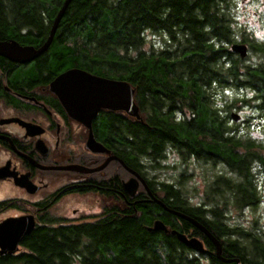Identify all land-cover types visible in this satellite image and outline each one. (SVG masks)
I'll use <instances>...</instances> for the list:
<instances>
[{
	"label": "trees",
	"instance_id": "obj_1",
	"mask_svg": "<svg viewBox=\"0 0 264 264\" xmlns=\"http://www.w3.org/2000/svg\"><path fill=\"white\" fill-rule=\"evenodd\" d=\"M64 1L0 0V41L40 47ZM231 4V0H70L50 46L26 75L27 81L38 80L43 71L78 66L125 81L131 88L136 85L140 121L122 114L120 123L101 122V131L111 136L107 138L120 142L116 147L127 168L140 169L148 162L154 170L172 149L181 151L185 163L190 162L189 150L237 157L235 148L210 140L205 129L210 114L203 105L204 88L213 75L219 86L233 90L243 88L246 81L251 87L264 86V43L237 29ZM237 34L241 39H236ZM155 35L162 39L163 48L145 52L148 36ZM238 43L249 45L257 60L249 62L248 56L241 58L233 52L231 45ZM0 61L5 60L0 57ZM184 103L198 115L194 126L177 123L170 116ZM160 184L166 207L208 229L220 242L223 256H240L241 264H264V241L226 223L225 203H212L217 192L212 184L206 192L212 202L202 205L188 203L187 196L171 184ZM109 213L115 217L93 224L54 222L36 228L23 238V251L0 256V264H198L195 253L171 229L213 247L182 219H176V227L164 219L168 233L149 230L156 217L163 220L164 213L156 205L123 203L118 218L113 207L104 210L105 215Z\"/></svg>",
	"mask_w": 264,
	"mask_h": 264
},
{
	"label": "flooded vegetation",
	"instance_id": "obj_2",
	"mask_svg": "<svg viewBox=\"0 0 264 264\" xmlns=\"http://www.w3.org/2000/svg\"><path fill=\"white\" fill-rule=\"evenodd\" d=\"M261 42L264 43V39ZM244 45L249 54L250 46ZM39 57L25 63L13 62L3 57L1 58L5 61H0V223L10 218L31 216L34 220L33 230L54 222L80 226L113 217L115 214H104L107 207H113L118 218L123 203L131 207L138 203H147L161 207L164 213L161 217L163 220L156 217L154 222L163 223L165 219L167 224L176 227L178 217L169 214L162 206L150 200L140 181L137 182L133 195L124 191L123 184L130 178L137 179L135 176H139L153 196L162 205L167 206L164 200L166 193L160 191V183L171 184L172 189L182 195L179 187L181 180L176 183L155 180L154 176L149 174V170L153 169L148 162L143 163L140 169L129 168L132 173L124 169L116 159L111 160L100 171H89L99 167L107 158L120 159L116 147L120 142L107 138L111 136H106L101 131V122L113 120L120 123L119 118L125 113L102 108L90 122L86 120V124L71 118L57 96L49 89L51 82L59 74L70 69H81L110 80L114 78L73 66L52 73L43 71L38 80L28 82L26 75L36 67ZM215 78L213 75L210 84L204 88L206 101L203 105L210 114L205 129L210 133V140L226 144L232 150L235 148L237 157L232 154L223 157L216 152L198 149L188 151L189 161L210 169L213 177H210V184L214 186V191H217L212 203H225L228 208L236 206L249 214L248 210L264 206V86L251 87L246 81L243 88L233 90L219 86ZM132 90L133 101L138 106L136 85H133ZM232 93L236 94V99L231 98ZM177 107L170 112V116H173L177 123L194 126L198 115L186 103ZM245 111L248 112L247 116L242 115ZM131 119L137 122L141 117L139 115V119ZM90 143L93 144L94 150L89 149ZM172 151L176 150L167 151L166 155ZM175 153L183 162L181 151ZM166 155L164 156L167 157ZM51 167L69 169H46ZM217 168L219 171H215ZM218 191H221L219 195ZM183 195L185 196L184 193ZM186 198L184 199L188 203H193L192 199ZM89 202L94 204L98 211L92 212L88 206ZM204 202L196 201L193 204L202 205ZM219 210L223 211L221 205ZM225 214L226 211L223 217L230 226V219ZM232 228L241 229L235 226ZM241 230L253 238L259 237L250 227L249 231ZM257 230L264 231L263 228ZM21 242L16 253L23 251ZM204 248L207 252H194L198 257V264L242 263L240 256H223L222 247L221 256L237 259L238 262L220 263L215 256L214 246L212 249L205 246Z\"/></svg>",
	"mask_w": 264,
	"mask_h": 264
},
{
	"label": "water",
	"instance_id": "obj_3",
	"mask_svg": "<svg viewBox=\"0 0 264 264\" xmlns=\"http://www.w3.org/2000/svg\"><path fill=\"white\" fill-rule=\"evenodd\" d=\"M70 0H65L56 14L49 34L45 42L38 48L32 46H21L16 41H0V57L9 59L13 62L25 63L40 56L51 44L55 35L58 23L68 6ZM230 49L239 54L241 58H244L247 54V48L242 44H233ZM49 89L53 92L68 115L80 122H86L91 120L97 112L104 108L112 111H123L130 117H136L139 119L138 107L133 101V90L131 86L125 81H116L99 76H95L87 71L81 69H70L59 74L50 84ZM96 145V142L93 141ZM89 149L94 150L93 144H89ZM113 159H116L124 169L132 173L127 168L121 159L110 157L105 160L103 164L95 169L89 170L90 172L100 171L106 167V165ZM44 169V168H43ZM46 169L63 170L69 169V167H51ZM130 178L123 184L124 191L128 195H133L137 182L140 181L150 197V200L156 202V204L162 206L169 214H172L188 223H190L194 229L199 230L210 241L215 248V256L222 263H237V259H226L221 256V244L208 229L204 228L202 224L191 217H187L184 214L168 209L166 206L157 200L150 190L147 188L145 182L139 177ZM34 228V220L31 216H23L19 218H10L3 220L0 223V255L15 254L18 251V244L23 240L25 236L30 234ZM165 225L160 221H155L153 226L149 229L151 231L161 230L168 233ZM170 233L179 240L186 247L194 251L195 253H204L207 250L204 249L203 244L196 237L188 238L186 235L172 230Z\"/></svg>",
	"mask_w": 264,
	"mask_h": 264
},
{
	"label": "rangeland",
	"instance_id": "obj_4",
	"mask_svg": "<svg viewBox=\"0 0 264 264\" xmlns=\"http://www.w3.org/2000/svg\"><path fill=\"white\" fill-rule=\"evenodd\" d=\"M232 6L230 14L233 17L234 23L237 29H242L250 36H254V40L261 42L264 39V0H231ZM249 30V31H248ZM248 31V32H247ZM236 39H241L237 34ZM162 39L159 36H148L147 43L144 44V51L147 52L151 48L154 51H159L163 48ZM134 56V53H131ZM249 62H255L258 58L256 53L250 52L248 55ZM231 98L236 99V94L232 93ZM238 98V97H237ZM239 103V102H237ZM248 112H242V115L247 116ZM262 142V141H260ZM176 151L168 153L158 163V166L154 170H149L150 176H154L158 181H169L176 183L181 180V192L188 198L192 199V202H212L209 200L206 192L210 184L212 173L210 169L201 167L199 164L181 162L180 157L176 155ZM167 153V152H166ZM215 171H219L217 168ZM211 177V178H210ZM88 206L91 211H98L94 208V204L89 202ZM211 204V203H210ZM221 205V204H220ZM228 210V211H227ZM261 210V211H260ZM226 214L230 222V226L240 227L245 231H249V227L254 231V234L259 235L257 239L264 241V231H258L257 229H264V206L259 208L242 211L236 206L226 207ZM263 214V215H262ZM243 233V232H242Z\"/></svg>",
	"mask_w": 264,
	"mask_h": 264
}]
</instances>
